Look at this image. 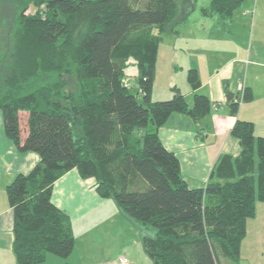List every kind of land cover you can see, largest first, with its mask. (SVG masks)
Here are the masks:
<instances>
[{
  "label": "trees",
  "instance_id": "obj_1",
  "mask_svg": "<svg viewBox=\"0 0 264 264\" xmlns=\"http://www.w3.org/2000/svg\"><path fill=\"white\" fill-rule=\"evenodd\" d=\"M244 1L211 0L200 10L230 22ZM195 2L182 14L178 0H19L13 42L0 51V110L7 137L40 160L6 186L17 264L73 253L72 218L52 200L55 182L72 169L154 229L143 236L154 264H240L248 221L264 202V135L238 117L231 133L241 152L222 155L203 187L189 185L159 135L171 114L198 120L214 105L203 93L190 105L178 86L169 98L153 97L164 34L177 31ZM131 59L136 91L126 80ZM187 77L200 86L196 66ZM253 97L249 86L229 94L232 113ZM20 111L28 112L24 137Z\"/></svg>",
  "mask_w": 264,
  "mask_h": 264
},
{
  "label": "crops",
  "instance_id": "obj_2",
  "mask_svg": "<svg viewBox=\"0 0 264 264\" xmlns=\"http://www.w3.org/2000/svg\"><path fill=\"white\" fill-rule=\"evenodd\" d=\"M203 4L208 6L206 3ZM242 4L247 6V15L254 14L253 20H251L252 35L249 37H244L243 33L237 35L243 38L242 42L246 46L249 44L245 51L240 50L241 54L235 52L230 55L232 46L225 45L222 50L215 49L212 56H204L207 54L208 47H202L204 43L208 45L218 40L226 42L231 39V31L224 28L221 23L228 26L236 24L234 17L236 18V11L240 7L235 11L233 20L230 22L222 20L218 15L205 16L218 17V20L214 22L217 27L214 26V23L211 25V27H216L214 29L216 33L207 34L205 37L200 34L191 37L190 40L194 41L193 49L187 45L188 42L185 39L187 34L182 28L184 23L187 24L188 19L183 20L178 25L177 31L171 33L176 36L170 45L173 48H164L165 51L161 48L166 38L163 39L159 47L153 97L160 99L155 92V81L160 50H162L161 56H165L166 52L171 58L166 96L170 97L173 94V87L178 86L190 105L193 104L196 93L208 95L214 103L210 113L201 119L197 120L189 114L175 112L159 128L162 142L177 154L181 162L182 173L192 187H203L213 179V171L222 155L236 156L241 152L239 138L231 133L238 117L252 121L256 135L257 124L260 120H264V105L259 104L260 101L264 102V19L258 17L260 21H258L257 31L254 27L255 15L258 13V8L264 6V0H245ZM201 7L196 0L192 13ZM189 8L190 4L181 13L184 14ZM248 21L243 19V24L237 25L242 30ZM222 27L223 30H220ZM245 38L248 41H245ZM201 40L204 43H201ZM224 55H226L225 58ZM227 58L228 60H225ZM181 59L184 61L183 63H180ZM204 60L207 61L206 64ZM193 66L197 67L201 78V84L197 88L191 86L186 74ZM179 68L181 72L178 71ZM227 69H230L227 76L221 78L222 73ZM180 74H185L183 80L187 78L184 87L178 83ZM246 86L252 88L254 97L251 101L242 99L239 112L233 114L228 102L229 94L237 97ZM22 112L24 111H20L21 121ZM24 117L23 124L21 122L23 137L27 133L28 112ZM259 135H263L261 131H259ZM39 160L38 153L20 151L7 137L0 110V264H17L13 252V212L8 202L6 186L16 174L29 172ZM52 200L58 207L68 212L72 218L76 237L75 249L68 257L50 254L46 261L39 264H47L50 261H53L52 264L66 262L73 264H134L127 255L122 254L118 249L124 245L128 246L124 236L133 229L135 223L119 209L113 199L103 198L98 194L94 177L83 178L77 169L68 171L55 182ZM126 230L129 231L126 232ZM122 256H126L129 261L127 263L120 261ZM258 259L261 262L262 258ZM258 259H256L257 262Z\"/></svg>",
  "mask_w": 264,
  "mask_h": 264
},
{
  "label": "rangeland",
  "instance_id": "obj_3",
  "mask_svg": "<svg viewBox=\"0 0 264 264\" xmlns=\"http://www.w3.org/2000/svg\"><path fill=\"white\" fill-rule=\"evenodd\" d=\"M179 5L181 7V10H184L185 7H187L188 0H178ZM211 0H198V4L204 5L203 3H206L207 5L210 4ZM19 0H0V51H3L4 49L9 50L11 47V43L13 42V37H14V22H15V16H16V10H17V4ZM186 5V6H185ZM205 6V5H204ZM246 4H242L240 8L236 11V18L235 23L236 24H231V25H226L225 23H221L224 28L227 30L231 31V39L227 40L226 42H223L221 40L211 42L210 44H205L203 40H201L202 47L207 46L208 51L207 54L204 56H212L214 54L215 49H220L222 50L225 45L227 46H232L230 50V55L234 54L235 52L241 54V51H245L246 47L249 46V44L246 46V44L242 41V37H238V34L243 33L244 37H249L251 34V28H252V22L253 20V14H246ZM200 9L195 10L187 19V24L184 23L182 25L183 30L186 32L187 37L185 38L186 41L188 42L187 45L190 46L191 49H193V40H190L191 37H194L196 35H203L204 37L207 36V34H212L216 33L214 32V29H216L217 25L215 20H218L216 17H205L204 15H200ZM200 13V14H199ZM258 17L264 19V6H260L258 8V13L255 15V31L258 29ZM243 19L244 20H249L247 25H244V28H240L239 25L237 24H243ZM214 23V26L216 27H211V25ZM245 23V22H244ZM186 24V25H185ZM230 24V23H229ZM221 27V26H220ZM181 28V26H180ZM207 28L206 30H204ZM223 30V27L222 29ZM165 43L161 46V48H173L170 46L175 40L176 36L172 35L171 33H165L164 34ZM245 38V41H248V39ZM171 40V42H169ZM241 48H238V47ZM188 49V48H187ZM165 51V49H164ZM162 50H160V55H159V60H158V71H157V79L155 81V92H157L158 97L160 99L167 98L169 96H166L167 94V89L166 85L169 83V78H170V62L171 58L168 53H164L162 55ZM168 54V56H167ZM185 57L187 55H184ZM183 56V57H184ZM182 57V58H183ZM220 57V56H218ZM226 55H224V58ZM225 60H228L225 59ZM184 61L181 59L180 63H183ZM204 63L206 64L207 61L204 60ZM179 72H181L180 68L178 69ZM230 71V69L225 70L221 78L224 76H227V73ZM126 80L128 85L132 88V90L136 91V88L138 87V81H137V65L135 64L134 59H131L129 61V65L126 69ZM187 74V73H186ZM185 74H180L178 77V83L180 86L186 83L187 78L184 80L182 79ZM259 104L264 105V102H259ZM25 112V113H24ZM22 112V124H23V119L25 118L24 115L27 113V111ZM25 121V120H24ZM259 131L264 135V120H260L259 123L257 124V130L256 133L259 135ZM134 223L133 229L131 231L126 230V235L124 236V239L126 242H128V246L124 245L118 250L124 253V255H127L131 262L134 264H154L152 259L149 257V255L145 252L144 247H143V236L145 233H148L150 235H154L155 231L151 227L150 229L146 230L139 222L136 220H132ZM137 222V223H136ZM248 227H249V233L246 237V239L243 241L242 249H241V260L240 264H264V202L258 201L257 202V215L254 218H250L248 221ZM258 234V236H256ZM262 235V236H261ZM53 256H58V255H53ZM258 258H262L261 262H259ZM258 259V262L256 261ZM53 261H50V263L47 264H52ZM226 264H234L233 262L226 263Z\"/></svg>",
  "mask_w": 264,
  "mask_h": 264
},
{
  "label": "built area",
  "instance_id": "obj_4",
  "mask_svg": "<svg viewBox=\"0 0 264 264\" xmlns=\"http://www.w3.org/2000/svg\"><path fill=\"white\" fill-rule=\"evenodd\" d=\"M241 94L243 95V92ZM120 261H122L123 263H127L129 260L126 256H122L120 257Z\"/></svg>",
  "mask_w": 264,
  "mask_h": 264
}]
</instances>
